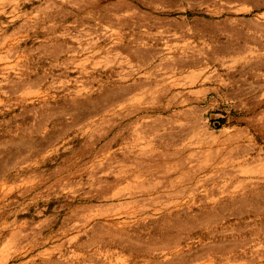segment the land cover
Returning a JSON list of instances; mask_svg holds the SVG:
<instances>
[{"label":"rangeland","instance_id":"374dc122","mask_svg":"<svg viewBox=\"0 0 264 264\" xmlns=\"http://www.w3.org/2000/svg\"><path fill=\"white\" fill-rule=\"evenodd\" d=\"M0 264H264V0H0Z\"/></svg>","mask_w":264,"mask_h":264}]
</instances>
